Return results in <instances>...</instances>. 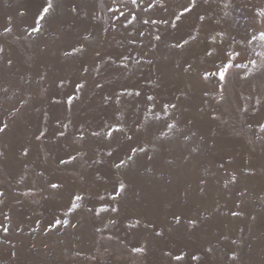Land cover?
I'll list each match as a JSON object with an SVG mask.
<instances>
[{"label":"rangeland","instance_id":"1","mask_svg":"<svg viewBox=\"0 0 264 264\" xmlns=\"http://www.w3.org/2000/svg\"><path fill=\"white\" fill-rule=\"evenodd\" d=\"M48 2L0 0V264H264V0Z\"/></svg>","mask_w":264,"mask_h":264},{"label":"snow or ice","instance_id":"2","mask_svg":"<svg viewBox=\"0 0 264 264\" xmlns=\"http://www.w3.org/2000/svg\"><path fill=\"white\" fill-rule=\"evenodd\" d=\"M131 2L134 4V3H136V0H131ZM149 7H152V5H149ZM52 8V4H51V2H50V0H49V2L47 3V5L46 6H42V10H43V13L46 15L49 11H50V9ZM110 11L112 10V9H109ZM185 11H191V9H185ZM120 16H122V17H124V19L127 21V23L128 24H131L132 23V20H129L128 19V17L127 16H125V14H124V12L123 11H121L120 12ZM42 19L44 18L43 16L41 17ZM133 19H135V17L133 16ZM177 19H179V17H177ZM201 19H202V17H201ZM145 23H147V21H145ZM156 39H160V37H156ZM177 46H179V45H177ZM220 78L221 79H224V73L223 72H221L220 73ZM77 87H80V85H77ZM72 98L71 97H69V100H71ZM149 99H152L151 97H149ZM0 131H3V129H0ZM121 163H123V161H121ZM117 167H119V165H117ZM53 187H57V185H52ZM120 189L121 190H124V188H125V185L124 184H120ZM76 199H81V197H79V196H77L76 197ZM116 209H113V211H115ZM235 214V213H234ZM57 223H59V221H57ZM5 231H7V229H5ZM158 235H159V233H157ZM136 251H142V249H135ZM193 259H197L198 257H192ZM175 259L176 260H181L182 259V257L181 256H176L175 257Z\"/></svg>","mask_w":264,"mask_h":264}]
</instances>
